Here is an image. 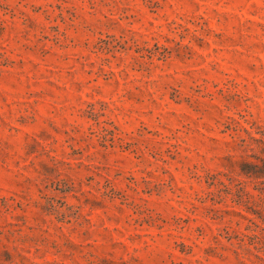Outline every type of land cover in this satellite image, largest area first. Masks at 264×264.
Listing matches in <instances>:
<instances>
[{
    "label": "rangeland",
    "instance_id": "1",
    "mask_svg": "<svg viewBox=\"0 0 264 264\" xmlns=\"http://www.w3.org/2000/svg\"><path fill=\"white\" fill-rule=\"evenodd\" d=\"M0 264H264V0H0Z\"/></svg>",
    "mask_w": 264,
    "mask_h": 264
}]
</instances>
